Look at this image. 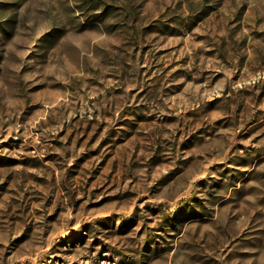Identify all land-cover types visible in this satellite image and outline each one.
<instances>
[{"label": "rangeland", "instance_id": "obj_1", "mask_svg": "<svg viewBox=\"0 0 264 264\" xmlns=\"http://www.w3.org/2000/svg\"><path fill=\"white\" fill-rule=\"evenodd\" d=\"M0 264H264V0H0Z\"/></svg>", "mask_w": 264, "mask_h": 264}]
</instances>
